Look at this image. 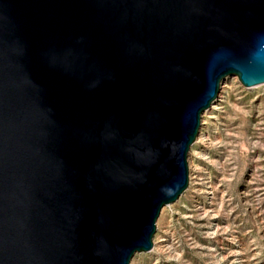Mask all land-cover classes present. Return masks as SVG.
<instances>
[{"label": "water", "instance_id": "water-1", "mask_svg": "<svg viewBox=\"0 0 264 264\" xmlns=\"http://www.w3.org/2000/svg\"><path fill=\"white\" fill-rule=\"evenodd\" d=\"M232 74L264 82V0H0V264L152 249Z\"/></svg>", "mask_w": 264, "mask_h": 264}, {"label": "rangeland", "instance_id": "rangeland-1", "mask_svg": "<svg viewBox=\"0 0 264 264\" xmlns=\"http://www.w3.org/2000/svg\"><path fill=\"white\" fill-rule=\"evenodd\" d=\"M202 115L187 189L161 211L150 250L130 264H264V82L237 74Z\"/></svg>", "mask_w": 264, "mask_h": 264}, {"label": "bare ground", "instance_id": "bare-ground-1", "mask_svg": "<svg viewBox=\"0 0 264 264\" xmlns=\"http://www.w3.org/2000/svg\"><path fill=\"white\" fill-rule=\"evenodd\" d=\"M229 77H230V75L229 76H226L225 78H224V80H223V82H222V84H224V82H226L228 79H229ZM219 100H218V98L212 103V105L209 107V108H207V109H205L204 111H203V114L204 113H207V111H209L211 108H213V107H215L216 105H217V102H218ZM202 114V115H203ZM201 129V128H200ZM197 137H198V141H202L203 143H208V138H207V136L205 135V133H201L200 131H199V134L197 135ZM196 140H197V138H196ZM195 140V141H196ZM195 141L193 142V144L195 143ZM197 142V141H196ZM192 144V145H193ZM191 145V146H192ZM191 149V148H190ZM188 156H189V154H188ZM189 161V160H188ZM168 204H170V203H167V204H164L163 205V207H162V209H161V211L162 210H164L165 209V207L168 205ZM156 224H157V222H156Z\"/></svg>", "mask_w": 264, "mask_h": 264}]
</instances>
